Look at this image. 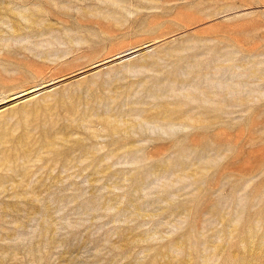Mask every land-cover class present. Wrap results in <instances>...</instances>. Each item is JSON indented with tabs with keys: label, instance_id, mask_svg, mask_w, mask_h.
Listing matches in <instances>:
<instances>
[{
	"label": "rangeland",
	"instance_id": "374dc122",
	"mask_svg": "<svg viewBox=\"0 0 264 264\" xmlns=\"http://www.w3.org/2000/svg\"><path fill=\"white\" fill-rule=\"evenodd\" d=\"M0 264H264V0H0Z\"/></svg>",
	"mask_w": 264,
	"mask_h": 264
}]
</instances>
